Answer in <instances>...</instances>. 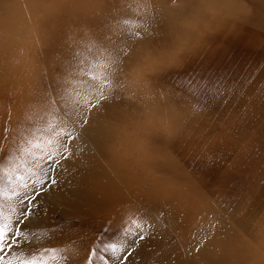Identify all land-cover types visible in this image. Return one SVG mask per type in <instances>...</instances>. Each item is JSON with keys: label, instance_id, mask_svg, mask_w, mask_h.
<instances>
[{"label": "rangeland", "instance_id": "374dc122", "mask_svg": "<svg viewBox=\"0 0 264 264\" xmlns=\"http://www.w3.org/2000/svg\"><path fill=\"white\" fill-rule=\"evenodd\" d=\"M86 2L87 19L68 0H0V186L12 174L3 157L22 154V128L31 129L36 156L52 138L38 108L41 89L76 97L87 87L86 76L74 78L68 52L89 39L84 24L98 27L106 9L103 0ZM119 3L127 6L123 30L145 18L150 25L148 39L135 45L144 55L121 73L123 99L95 114L101 123L113 112L121 120L102 148L86 141L61 176L66 199L84 193L71 238L64 213L50 212L45 222L59 229H41L25 258L82 260L95 239L92 264H104L105 245L141 227L125 209L150 201L165 210L166 226L138 249L137 264H264V0ZM111 27L113 45L130 43ZM106 62L90 49L80 64L100 75ZM218 88L226 95L213 98ZM172 96L184 102L179 111ZM31 162H22L25 175ZM0 213L13 218L7 202ZM209 221L215 228L202 240Z\"/></svg>", "mask_w": 264, "mask_h": 264}, {"label": "snow or ice", "instance_id": "6c2138e0", "mask_svg": "<svg viewBox=\"0 0 264 264\" xmlns=\"http://www.w3.org/2000/svg\"><path fill=\"white\" fill-rule=\"evenodd\" d=\"M67 6L79 9L87 19L90 5L86 0H68ZM103 6L106 14L100 17V25L93 29L89 24H84L89 39L82 45L78 42L77 47L69 49L68 52L69 66L73 68L76 81L81 82V77L84 76L88 78L85 91L82 94L78 93L76 97H69L57 92L55 88L51 90L48 87L42 88L37 103L39 110L48 117L46 124L52 138L45 141V148L36 156L31 151V147L34 146L33 139L30 138L31 129L22 128L19 132L22 143L17 148V152L22 154L16 155L9 151L3 157L12 174L8 175L5 184L0 186V201L8 203L13 218L4 217L0 213V264H38L35 257L25 258L24 249L42 240L41 229L46 228L49 231L59 229V225H49L45 222L48 213L58 209L64 213V219L68 221L64 224L62 219L61 224L67 228L68 238H71L72 229L76 226L74 215L79 214V199L84 193H74L75 201L66 199L62 184L67 181L66 178L62 180L61 176L69 172L67 162L76 159L78 151L83 154L81 146L86 141L97 149L102 148L112 128L121 120L119 112H113L101 123L96 121L95 114L101 109H107L109 103L118 98L123 99L124 85L121 73L125 72L127 65L144 55V50L137 49L135 45L148 39L150 25L145 18L143 24L125 31L123 25L128 21L124 20L121 24L120 19L127 6L122 7L119 0H103ZM137 7L146 10L147 4H140ZM113 22L130 43L112 44ZM90 49H95L97 54L107 61L102 65L106 71L100 75L87 71L80 64L83 52ZM71 61H75V65H72ZM84 63L89 64L90 61L85 59ZM215 95H226V90L221 91L218 88L213 93V98ZM170 103L175 105V111H179L184 102L172 96ZM165 107H168V104ZM28 156L32 157V162L25 170L28 175H25L20 168ZM86 183V179L82 178L81 185ZM125 212L132 217H138L141 227L137 228L135 233L125 232L119 244H106L103 251L107 254V259L104 264H137L138 249L152 238L155 231L166 226L165 210L154 207L150 201L141 203L139 209L128 208ZM209 228H215L211 221L202 240L210 237ZM94 245L95 239L85 250L82 260L70 256L65 258L64 264H92V257L97 252Z\"/></svg>", "mask_w": 264, "mask_h": 264}]
</instances>
